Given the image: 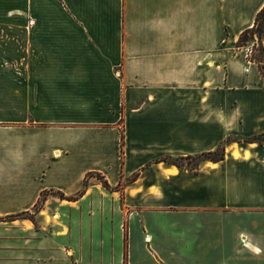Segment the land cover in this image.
Masks as SVG:
<instances>
[{"label": "crops", "instance_id": "1", "mask_svg": "<svg viewBox=\"0 0 264 264\" xmlns=\"http://www.w3.org/2000/svg\"><path fill=\"white\" fill-rule=\"evenodd\" d=\"M263 5L0 0V264H264Z\"/></svg>", "mask_w": 264, "mask_h": 264}, {"label": "trees", "instance_id": "2", "mask_svg": "<svg viewBox=\"0 0 264 264\" xmlns=\"http://www.w3.org/2000/svg\"><path fill=\"white\" fill-rule=\"evenodd\" d=\"M264 39V5L263 7L257 12L254 23L252 27L249 29L244 30L238 39L237 47H241L245 45L249 41H257L256 45L253 46V58L252 61L256 63L259 76L261 81L264 84V47L262 46V40ZM230 140L225 141V143H228ZM264 141V134L244 139V143H257L261 144ZM120 146L122 148L123 146V135L121 136ZM122 154V150L120 151ZM195 157H185V158H163L160 161L175 165L178 168H181L182 166L179 164V161L183 159H192ZM197 158H201V161H213L218 162L224 158V145H220L214 152L205 153L197 156ZM95 178L96 180L100 181L102 186L106 188L107 190H119L120 185H118L115 188L109 187V185L104 181L103 177H101L99 174L96 173H89L83 180L82 188L73 196H65L63 193L55 192L60 199H65L68 201H75L78 198H80L87 187V181L88 178ZM136 175L132 176L130 180H134ZM42 196L39 198L37 204L35 205V208H38Z\"/></svg>", "mask_w": 264, "mask_h": 264}, {"label": "built area", "instance_id": "3", "mask_svg": "<svg viewBox=\"0 0 264 264\" xmlns=\"http://www.w3.org/2000/svg\"><path fill=\"white\" fill-rule=\"evenodd\" d=\"M257 41H249L245 45L238 48L243 53L245 58L252 60L253 58V46L256 45Z\"/></svg>", "mask_w": 264, "mask_h": 264}, {"label": "rangeland", "instance_id": "4", "mask_svg": "<svg viewBox=\"0 0 264 264\" xmlns=\"http://www.w3.org/2000/svg\"><path fill=\"white\" fill-rule=\"evenodd\" d=\"M201 158H192V159H183L181 161H179V164L182 166V167H185V168H188V169H192V168H195L199 162H201Z\"/></svg>", "mask_w": 264, "mask_h": 264}]
</instances>
